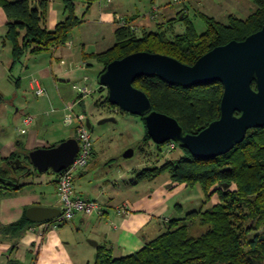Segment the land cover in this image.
Here are the masks:
<instances>
[{"label":"trees","instance_id":"1","mask_svg":"<svg viewBox=\"0 0 264 264\" xmlns=\"http://www.w3.org/2000/svg\"><path fill=\"white\" fill-rule=\"evenodd\" d=\"M250 1L255 8L245 18L227 14L226 21H221L199 13L205 26L200 32L182 10L174 18L157 23L155 30H142L139 35L117 26L113 45L87 57L104 63L98 75L109 61L139 50L166 54L192 64L212 47L233 39L242 40L262 26L264 0ZM62 3L64 17L47 29L46 0H0L8 19L3 39L11 45V68L25 51L37 53L64 43L70 30L83 21L75 13L74 0H62ZM175 21L184 24L181 31L174 30ZM166 27L169 35L165 34ZM251 84L254 87V82ZM133 85L147 95L151 109L175 118L184 133H197L219 116L222 93L219 81L183 87L178 83L168 84L156 75H142ZM144 135L150 139L146 129ZM154 144L161 148L163 143ZM181 148L183 153L177 158H166L159 164L136 170L130 182L135 184L167 172L173 182L190 186L199 183L204 198L216 195L217 201L205 209H191L181 217L167 218L159 234L130 254L114 256L109 247L98 244L92 264H264V125L247 129L241 142L211 158L195 157ZM26 151L15 150L4 158L0 165V185L17 189L23 185L20 181L23 177L37 174L28 162ZM33 223L24 215L0 225V236L19 235ZM6 264L21 263L9 259Z\"/></svg>","mask_w":264,"mask_h":264},{"label":"crops","instance_id":"2","mask_svg":"<svg viewBox=\"0 0 264 264\" xmlns=\"http://www.w3.org/2000/svg\"><path fill=\"white\" fill-rule=\"evenodd\" d=\"M115 1L74 0L75 9L78 7L87 9V12L91 11L86 16L90 21L99 23L98 30L101 31L100 37L102 40L107 33L110 34V43L105 49L114 43L113 33L117 27L114 15L118 13L139 25L140 30L149 31L155 30L157 23L174 18L179 10L188 15L193 22L194 18L192 19L189 15L192 9L193 15L199 14L202 9H205L204 11H208L207 15L217 19L216 14L222 16L223 12L226 13V16L227 14H234L237 17L239 16L236 13H245L244 17H246L255 8V5L250 0H145L147 2L145 12L140 14L137 8L133 10L125 9L126 12L119 11L118 8L121 6H115ZM204 11L202 13L206 14ZM44 16V26L47 29H52L64 17L62 0H46ZM7 20V16L0 6V88L7 86L6 88L8 89L15 83V73L19 71V67L16 64L19 63L20 59L11 68V45L10 42L3 39ZM173 24L177 25L176 31H181L184 28V24L181 21H175ZM62 44L70 46L73 44V39L68 36L67 40ZM62 44L59 45L62 46ZM59 45L37 53L25 51L27 56L25 61L27 60L28 62L35 59V55L45 52L49 58L55 59L58 67H60L61 63L59 61L64 54L57 53ZM105 49L96 52H101ZM81 58L83 64L87 66L89 61L87 55L82 53ZM16 67L18 69L14 72ZM79 67L83 66H77V68ZM61 72L63 73V71ZM82 77L83 80H86L84 79L86 78L85 76ZM10 96L11 99L9 98ZM10 96L4 97L2 93L0 98V165L3 163L4 158L13 151L19 150V148H22V151H26L35 147L51 145L39 136L37 129L32 127V120L24 132L20 133L18 131L21 118L29 114L28 112L22 113L16 119L19 127L17 128L16 126L14 133L10 134L7 132L6 122H3L1 116L9 110L10 106H13L16 92L13 90ZM17 111L18 109L15 107V110L9 115L7 124L13 123V118ZM88 170V168L84 167L75 174L73 179L74 191L81 196L95 198L102 202L103 215L78 214L55 227L50 224L44 226L42 222H34L19 235L11 237L0 236V264H6L9 259L17 260L21 264H92L98 244H105L111 249L114 256H124L140 249L146 241L161 232L159 230L160 221L169 218V216L155 212L162 205H165L167 200H158L152 197L143 198L137 193H131L132 189L137 187L139 183H131L130 179L126 178L127 173H120V178L127 181L120 189L116 187L115 193L112 195L105 196L101 187L97 188L95 195L84 194L81 188H77L76 181L79 182L78 180L81 176L87 175L85 173ZM51 172V177L43 180L38 178L40 174L23 177L20 180L23 185L17 189H9L0 185V225L19 220L25 215V210L32 205L60 206L55 189V172ZM50 188L52 189V196L48 193ZM122 203L127 206L129 212L127 215L116 211V206ZM164 208H172V213H175L179 205L171 202V205ZM89 239L95 240L96 245H91L88 242Z\"/></svg>","mask_w":264,"mask_h":264},{"label":"rangeland","instance_id":"3","mask_svg":"<svg viewBox=\"0 0 264 264\" xmlns=\"http://www.w3.org/2000/svg\"><path fill=\"white\" fill-rule=\"evenodd\" d=\"M146 3L145 0H116L115 6H121L118 10L122 12H126L125 9L137 8L140 14H143ZM192 10L189 15L192 19L194 18L195 30L200 32L205 28L204 21L199 14L193 15ZM75 11L83 21L69 32L68 36L73 39V44L70 46L62 44L57 49V53L64 54L59 61L61 66L58 67L55 59L49 58L45 52L35 55L36 60L32 59L28 62L25 61L27 58L25 52L22 53L19 63L16 64L19 71L15 73L13 87L11 86V89H7V86L0 88V98L2 93L4 97H8L13 90L16 92L13 106H10L1 118L3 122H6L7 132L11 134L14 133L16 126L19 127L16 119L22 113L28 112L33 116L32 127L38 130L39 136L49 144H53L71 135L74 136L77 115L84 114L91 125L89 132L94 148L86 165V168L89 169L85 173L87 175L81 176L79 182L76 181V186L78 189L81 188L84 194L92 195H95L97 188L101 187L103 194L108 196L115 193L116 187L120 189L125 185L127 180H122L120 173H127L126 178L131 179L135 175L134 172L143 166L159 164L166 158H177L182 155L183 151L179 146L169 151L164 148V145L161 148L156 147L151 139L145 137V126L138 115L121 111L119 108L118 111H115L116 109L107 103L106 88L98 83V72L104 67V63H100L95 57H88L89 61L86 66L81 61V56L82 53L89 55L105 49L109 46L111 36L107 33L105 38L101 39V31L98 30L99 23L90 21L86 16L91 12L90 10L87 12V9L77 7ZM204 12L208 14V11ZM236 14L245 18V13ZM220 16V14H216L218 20L226 21L225 12ZM137 26L136 32L139 35L142 30L139 29V25ZM172 26L176 31L177 25L172 24ZM166 29L165 34L169 35V29L167 27ZM81 65L83 67L77 68ZM18 67L14 69V72ZM82 76H85L86 80H83ZM31 78H37L44 87L45 91L42 96L37 97L33 94L29 87ZM83 81L87 83L91 93L86 95L82 101H80L81 99L74 101L77 91L73 88V84H83ZM9 98L11 99V96ZM15 107L18 111L13 118V123L7 124L9 115L15 110ZM110 115L115 117V122H97L101 117ZM127 147H133L134 152L130 157H122V152ZM17 151L21 152L22 148ZM39 174L38 178L43 180L51 177L52 172L48 169ZM138 183L131 193H137L143 198L152 197L158 200H167V203L159 209L160 211L157 210L155 213H164L169 217H181L188 210L205 209L217 201L216 195L205 199L199 183L190 186L183 182H173L167 172H161L152 179H144ZM119 189L118 191H120ZM48 193L52 196L51 188ZM171 202L179 205L175 213H172V208H164L171 205ZM160 222L159 230L162 231L166 226L167 219ZM196 230L198 231V229Z\"/></svg>","mask_w":264,"mask_h":264},{"label":"water","instance_id":"4","mask_svg":"<svg viewBox=\"0 0 264 264\" xmlns=\"http://www.w3.org/2000/svg\"><path fill=\"white\" fill-rule=\"evenodd\" d=\"M142 75H156L168 84L183 87L219 81L222 93L218 118L197 133H184L175 118L151 109L147 95L133 85ZM98 83L106 88L109 104L143 118L146 133L154 143L172 140L200 158L223 154L242 141L247 129L264 125V23L242 40L212 47L192 64L158 52L128 53L109 61L98 75ZM108 121L116 119L103 116L97 122ZM86 126L91 127L88 118ZM77 149V140L72 136L50 146L29 149L26 157L37 174L48 169L58 172L71 163ZM133 152V147H127L121 156L130 157ZM59 212L57 206L32 205L25 210V217L30 222H45ZM88 242L96 245L95 240Z\"/></svg>","mask_w":264,"mask_h":264},{"label":"built area","instance_id":"5","mask_svg":"<svg viewBox=\"0 0 264 264\" xmlns=\"http://www.w3.org/2000/svg\"><path fill=\"white\" fill-rule=\"evenodd\" d=\"M114 21L118 27H126L131 32H136L138 29V26L135 23L129 21L123 16L115 14ZM29 87L36 96L43 95L45 91L37 78L30 79ZM73 88H75L77 91V96L74 101L82 99L91 92V89L88 87L86 82H83V84L75 83L73 84ZM31 120V115H24L21 118V124L18 131L20 133L24 132ZM85 120L86 117L84 114L80 113L77 115V123L75 125V138L78 144L77 152L74 155L71 163L66 168L55 172V189L60 205V212L53 219L42 222L44 226L50 224L55 227L72 219L78 214L103 215L104 208L102 202L95 198L81 196L74 191L73 186L75 174L86 167L93 151V141L91 139L89 129L85 125ZM163 145L164 148L169 151L176 147V142L167 140L161 146ZM116 211L118 213H122L123 215H127L129 213L127 206L124 203L116 206Z\"/></svg>","mask_w":264,"mask_h":264},{"label":"flooded vegetation","instance_id":"6","mask_svg":"<svg viewBox=\"0 0 264 264\" xmlns=\"http://www.w3.org/2000/svg\"><path fill=\"white\" fill-rule=\"evenodd\" d=\"M91 93V92H90ZM89 93V94H90ZM116 110L115 111H118L119 109L117 108V107H114ZM86 117V116H85ZM86 119H87V117H86ZM85 125H86V120H85ZM87 127V126H86ZM88 128V127H87ZM89 129V128H88ZM75 137V136H74ZM6 166V165H5Z\"/></svg>","mask_w":264,"mask_h":264}]
</instances>
